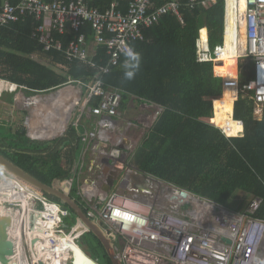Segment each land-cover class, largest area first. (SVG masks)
Segmentation results:
<instances>
[{
	"label": "built area",
	"instance_id": "obj_1",
	"mask_svg": "<svg viewBox=\"0 0 264 264\" xmlns=\"http://www.w3.org/2000/svg\"><path fill=\"white\" fill-rule=\"evenodd\" d=\"M217 1L129 0L125 11L121 0H110L105 6L92 5L90 0L0 1V26L33 17L39 21L33 37L44 50L62 51L67 61H79L95 69L88 83L78 81L84 91L81 103L76 104L74 124L87 112L95 116L93 129L81 136L84 144L102 153L94 160L91 172L95 176L100 172L106 156L113 158L110 171L120 168L122 172L109 192L103 189V182L94 184L93 188H86L89 180L84 185L82 182L81 204L86 214L103 226L114 245L119 242L115 249L121 264H264V219L255 215L263 199L253 197L245 213L234 212L200 196L195 200L184 197L182 203L170 200L169 196H179L182 188L134 165L132 158L139 142L119 131L120 125L115 119L120 115L123 90L106 86L103 80L104 75L120 65L123 57L129 59L126 56L129 50L136 53V43L148 41L146 30L165 16L175 14L183 21V5L194 9ZM245 3L242 10L241 0H225L222 43L212 48L205 27L197 40L198 61L212 62L214 74L220 79L222 91L216 97L233 98L231 117L240 126L235 136L213 122V100V116L205 119L228 138L245 133L244 120L235 117L241 97L248 96L253 101L257 118L261 119L264 111V0H245ZM87 25H91L94 33L96 49L93 50L84 31ZM62 36H66V43ZM100 46L108 55L103 63L95 60ZM232 56L237 58L235 75L218 69ZM60 66L67 69L65 65ZM243 76L247 78L245 82H242ZM11 84L25 90L16 83ZM68 85L74 86L71 82ZM94 98H99L96 105L91 104ZM152 108L153 121L163 107ZM114 140L118 141V147L112 145L107 149L106 144ZM91 179L94 183L96 177ZM65 183L72 187L73 180ZM0 214H10L14 219L10 237L16 243V259L21 264L28 263L24 256L26 242L33 264H69L74 261L69 241L74 240L80 246V238L89 230L78 219L69 228L65 217L70 212L62 203L38 192L1 166ZM35 253L41 254L37 258Z\"/></svg>",
	"mask_w": 264,
	"mask_h": 264
},
{
	"label": "trees",
	"instance_id": "obj_2",
	"mask_svg": "<svg viewBox=\"0 0 264 264\" xmlns=\"http://www.w3.org/2000/svg\"><path fill=\"white\" fill-rule=\"evenodd\" d=\"M109 1L90 0L96 6H105ZM121 3L123 10H127L129 0H121ZM182 15L183 21L175 14H168L146 30L148 41L135 45L136 53L140 55L138 69L130 67L134 61L123 57L119 66L103 76L106 86L123 90V103L136 96L163 107L151 130L135 149L132 162L145 173L224 206L239 190L261 197L263 202L255 215L264 219V111L261 119L257 118L253 101L248 96L241 97L236 104L235 117L244 120L245 133L238 137H226L219 128L205 120L213 116V100V122L225 128L231 136L240 130L231 117L233 98L216 97L222 89L220 79L214 74V64L199 62L197 57V40L202 28H207L212 48L224 40L225 0L194 9L183 5ZM38 24L39 21L31 17L0 26V87L6 85L14 89V85L6 82L11 81L34 94L21 89L9 92L3 99L7 100L9 107L17 108L18 97H34L70 82L88 83L95 75L94 68L79 61H67L62 51L44 50L39 40L33 37ZM84 31L89 42L93 41L91 25H87ZM203 36L206 38V30ZM62 38L66 43V36ZM34 55L54 65H65L67 69L60 73L35 59ZM107 59L106 49L98 47L96 62L103 63ZM222 70L235 75L237 60L229 62ZM125 71H134V78L126 79ZM246 80L243 76L242 82ZM98 102L99 98H94L91 104ZM8 112L13 115L10 108ZM14 122L0 119V127L7 131L17 130V133H7L0 129L1 153L49 185L69 172L62 164L64 148L71 151L67 155L65 153L67 162L71 164L73 153L80 147L81 136L85 132L84 127L80 130L82 121L71 123L64 135L50 141L28 137L25 119L19 124ZM71 195L82 203L75 190ZM76 222L77 219L73 225ZM67 225L69 228L73 226ZM91 237L94 258L100 264H112L102 243L93 234Z\"/></svg>",
	"mask_w": 264,
	"mask_h": 264
},
{
	"label": "water",
	"instance_id": "obj_3",
	"mask_svg": "<svg viewBox=\"0 0 264 264\" xmlns=\"http://www.w3.org/2000/svg\"><path fill=\"white\" fill-rule=\"evenodd\" d=\"M68 86L69 85H65L59 89L52 90L47 93H39L36 95L49 94L54 91L64 89ZM23 91L27 92L28 94L34 95L33 93L29 92L26 89ZM70 123L67 124V126L65 127V130L69 128ZM57 137L58 135L50 137L48 139H44L43 141H50V140L56 139ZM32 139H35V138H32ZM109 152L110 150L108 151V153ZM103 161L105 165L100 170V172L96 175V180L94 181V184L97 185L98 183L103 182V189L106 192H109L115 187L116 181L117 179H119L122 170L119 168L114 171H110V167H113V158L110 156H106ZM0 166L6 169L7 171L11 172L15 176L19 177L26 183H28L32 188L36 189L37 191H40L58 200L60 203L63 204L64 209L72 210L77 215V219L81 220L83 222V225L88 227L89 230L87 231L86 234H90V235L93 234L102 243L108 256L111 259L112 264H121L117 256L115 245L111 237L107 235L106 231L104 230V228L99 222L91 219L86 214L81 203H79L71 195V184H68V185L62 184V181H63L62 179L64 180L68 179L67 175L56 178L53 181V183L49 185L41 181L40 179H38L36 176L31 174L29 171L25 170L23 167L15 163L13 160L8 158L6 155H4L1 152H0ZM103 180H105V182ZM179 192H180L179 196L171 194L169 196L170 200L182 203V200L184 197L189 198L191 200H195L198 198L196 194L186 189H181L179 190ZM13 225H14V219L12 215L10 214L1 215L0 214V264H21L20 261L16 259V255H17L16 243L10 237V230L13 227ZM88 247H89L88 244H86L82 249L87 251ZM90 262H93V264H100L96 260L92 261V258L90 259ZM73 264H74V261H73Z\"/></svg>",
	"mask_w": 264,
	"mask_h": 264
},
{
	"label": "crops",
	"instance_id": "obj_4",
	"mask_svg": "<svg viewBox=\"0 0 264 264\" xmlns=\"http://www.w3.org/2000/svg\"><path fill=\"white\" fill-rule=\"evenodd\" d=\"M225 13H226V5H225ZM225 19H226V17H225ZM91 42H93V41H91ZM93 49H96V46H94ZM33 57L42 63L45 62V59L39 55H34ZM46 62H47V64L46 63L45 64L48 66L54 65V64H51L50 61H48V60ZM54 66H56V65H54ZM56 68L57 67H53V69L58 71L57 70L58 68L57 69ZM58 72H60V71H58ZM2 80H4V79H2ZM6 82H8L9 84L13 83L11 81H6ZM0 89L3 90V91H1L2 94L5 91V89L6 90H13V88H11L10 86H6V85H2L0 87ZM63 91H68V90H63ZM75 96L76 95H73L72 97L74 98ZM39 102H40V99L37 103H35V102H33V103L32 102L31 103L24 102V104H22V105L24 108H27V106L34 105V104L37 105ZM51 102H52V100H51ZM56 104L57 103L54 101L50 107L51 108L60 107V106H57ZM158 105L159 104H156V103H147L146 101H143L136 96H131L130 98H128L125 101V103L122 102L121 109H120V115L115 118L116 121L118 122V124L120 125L119 131L123 132L126 136H129L131 138H135L136 140H138L137 142H139L138 143V145H139L140 142L143 140V138L146 136V134L151 130L152 125L156 121V120L152 121L151 112L153 110L152 107H156ZM45 106L49 107L48 103H45ZM159 106H161V105H159ZM30 116H32V114L28 113L27 117H30ZM56 117L59 119L58 122H62L60 111L58 114L56 113ZM26 118H25V120H26ZM31 118L34 119L33 116ZM50 119H51V115L49 112L48 117H45L43 120L39 119L40 125H41V129L39 131L40 134L38 136H35V137H31V136H28V137L35 138V139H48L51 135H56V134L62 132L63 128L66 127V126L62 127V124L57 122L56 131H54L53 133H47L48 130L53 128V125L51 123H49ZM81 121L83 122V124H85V126H84L85 132L88 130H92L93 129V123L95 121V116H93L89 112H87V114L83 117V119ZM89 122L91 124L87 127L86 123H89ZM130 123H132V124H130ZM0 129L5 130L2 127H0ZM81 129H83V128H81ZM110 142L111 143L106 144V145H109L107 147V149L110 148L112 145L114 147H118L117 146L118 141L114 140V141H110ZM138 145H137V147H138ZM65 153H66V155H67V153L68 154L71 153V151H69L68 147L64 148V157H63L62 164H63V167L66 169V171L67 172L69 171L66 174L68 177L67 180H69V179L73 180L71 192H72V190L73 191L75 190V193L78 195V197L82 201L81 194H82L83 190L81 189V187L88 180L89 181H88L86 188L95 187L94 183L92 181H90V180H92L91 178L96 177L94 172H91V169L94 168V165H93L94 160L97 159V156L100 157V155L102 153H100V152L97 153L95 150H92L91 148H89V145H86L83 142L80 144V147L78 149H76L75 153H73V158H72L73 160H72L71 164H69V162H67V157H66ZM96 163H99V162L96 161ZM99 164L102 165L101 163H99ZM62 180H63L62 181L63 185H68L67 183H65L66 180H64V179H62ZM76 180L78 181V187L73 188V185H74ZM82 182H83V185L81 184ZM38 192H40V191H38ZM44 195H46V194H44ZM46 196L50 197L48 195H46ZM51 199H53V198L51 197ZM35 255H37L36 257L38 258V256H39L38 253H35Z\"/></svg>",
	"mask_w": 264,
	"mask_h": 264
},
{
	"label": "rangeland",
	"instance_id": "obj_5",
	"mask_svg": "<svg viewBox=\"0 0 264 264\" xmlns=\"http://www.w3.org/2000/svg\"><path fill=\"white\" fill-rule=\"evenodd\" d=\"M95 46L94 42H91L90 43V48L91 50H93V47ZM45 59V58H44ZM47 60L45 59V62ZM50 64V63H49ZM228 64V63H227ZM51 65V64H50ZM53 67H57L56 69L58 71H60L61 73H65L66 69L62 68L61 66L59 65H52ZM50 66V67H52ZM52 67V68H53ZM74 88H72L71 90H68V91H62L63 93H70L71 92H75V91H78V88L79 86H81V84L78 82L76 84H74ZM84 91V90H83ZM79 92V91H78ZM54 93H56V91H54ZM9 95V92L8 90L5 89V91L3 92V96L0 98V119L2 117V119H8V121H13L14 120L16 121L17 124L19 123H22V121L27 117V114L28 113H31L32 116L34 118H38L40 120H43L45 117H48L49 115V112H50V115H51V119L49 120V123H51L53 125V128L48 130L47 133H53L54 131H56V127H57V122H58V118L56 117V113L58 112V110H56L55 108H51V107H47L45 106V103L44 101H40L37 105L34 104V105H30V106H27V108H24L22 104H24V100H18L16 102V105H17V108H15V106H12L10 105L9 107V103H7V100H3L4 98L6 99V97H8ZM78 95V93H77ZM42 95H36L37 98L41 97ZM44 96V95H43ZM73 96V95H72ZM34 99V98H33ZM71 99H75V97L71 98ZM71 99L70 97H68L66 100H64V104H62L60 107H58V109H62V111L66 114H68L72 107H71ZM75 101V100H74ZM81 103V101H79ZM78 102V103H79ZM65 105V106H64ZM11 109V111L13 112V115L9 114L10 112H8V109ZM78 108V105L74 106V108L72 109V112H71V117L70 119L68 120L67 124H69L70 122H74L75 121V113H76V110ZM10 111V110H9ZM11 112V113H12ZM28 112V113H27ZM56 117V118H55ZM46 123V122H45ZM60 124H63L64 121L62 120V122H58ZM70 123V125H71ZM91 123H86V126L88 127ZM55 126V127H54ZM85 124L81 125L80 127V130L82 127H84ZM6 130V129H5ZM68 129H66L62 134H59L58 137H61L62 135H64L66 133ZM7 131V130H6ZM8 132H13V133H17V130H12V131H7ZM37 140H40V141H43L44 139H37ZM78 187V181L76 180L74 185H73V188H77ZM160 189V188H159ZM198 196V195H197ZM253 198L252 195L244 192V191H237L230 199L229 201L227 202V205L226 207L229 208L230 210L234 211V212H238V213H245L248 209V206H249V203L251 201V199ZM77 219V215L74 213V212H70L69 216L65 217V220L66 222L69 224V225H73L74 222L76 221ZM103 227V226H102ZM86 240H88L90 243H92V237L90 234H86V237H85ZM27 243V242H26ZM25 243V253H24V256L26 257L27 259V264H33L32 262V255H31V250L29 249V246H28V243L26 244ZM79 243H81V239L79 240ZM115 245H120L119 242H116ZM70 246V245H69ZM34 252H35V249H34ZM41 253H39L40 255ZM72 256H73V259H75L73 253H72ZM39 257V256H38ZM89 257V256H88ZM92 258V257H91ZM90 258V259H91ZM96 260L95 258H92V261ZM97 261V260H96ZM69 264H73L71 261L69 262ZM83 264V263H82Z\"/></svg>",
	"mask_w": 264,
	"mask_h": 264
},
{
	"label": "bare ground",
	"instance_id": "obj_6",
	"mask_svg": "<svg viewBox=\"0 0 264 264\" xmlns=\"http://www.w3.org/2000/svg\"><path fill=\"white\" fill-rule=\"evenodd\" d=\"M245 6H246L245 0H241V8H242V10L245 9ZM228 44H229V46H232L231 43H230V40H228ZM232 48H233V46H232ZM233 60H237V58L235 56H232L230 58H226V63L223 65V67L226 66L227 63H229V62H231ZM223 67L220 70H222ZM14 86H15V88L13 90H8V92H15V91H17L19 89L16 85H14ZM83 90H84L83 86H79V88H78L79 92L75 91L73 93L71 92V94H70V93H63L62 92L63 90L62 91L58 90V91H56V93L52 92V93H49V94H44V96L42 95L39 98H37L36 96H34V97L31 96V97H27V98L18 97V98H16V102L18 100H24V102H28V103H31V102L32 103L33 102L37 103L39 101V99H40V101L43 100L44 103H48L49 107L51 106V104L54 101L57 103L56 104L57 106H61L62 104H64V100H66L68 97H70V99H71L72 95H76L75 99H71V107L73 109L74 106H76V104L79 102ZM77 93H78V95H77ZM1 95H2V93L0 94V96ZM51 100H52V102H51ZM55 109L58 110L57 114L59 113V111L61 113V119L64 121V123L62 124V127L67 126V122H68V120L71 117L72 109H71V111L68 114H66V112L64 113L62 111V109H58V107H55ZM31 117L32 116L26 118L24 126H25V128L27 130L28 136L35 137V136H38L40 134L39 131L41 129V125H40V121H39L38 118L32 119ZM69 245L70 246H68V247H69L71 253H73V255L75 257V260L77 262L80 260V261L84 262V264H93V262H90V258L85 253H83V251L81 250L80 247L77 246V244H76V242L74 240H70L69 241ZM38 255H39V253H38ZM78 264H79V262H78Z\"/></svg>",
	"mask_w": 264,
	"mask_h": 264
},
{
	"label": "clouds",
	"instance_id": "obj_7",
	"mask_svg": "<svg viewBox=\"0 0 264 264\" xmlns=\"http://www.w3.org/2000/svg\"><path fill=\"white\" fill-rule=\"evenodd\" d=\"M126 56L131 60L134 61L135 63L130 65V67L138 69L139 68V62H140V55L139 53H134L132 50H129L126 53ZM126 68L129 67L128 64L125 65ZM135 76V72L134 71H125V78L126 79H133ZM54 199V198H53ZM82 249V248H81Z\"/></svg>",
	"mask_w": 264,
	"mask_h": 264
},
{
	"label": "flooded vegetation",
	"instance_id": "obj_8",
	"mask_svg": "<svg viewBox=\"0 0 264 264\" xmlns=\"http://www.w3.org/2000/svg\"><path fill=\"white\" fill-rule=\"evenodd\" d=\"M82 206H83V204H81ZM81 239V243H79L80 244V246L79 245H77L78 247H80V248H83L86 244H88V250L86 251V250H83L84 251V253L87 255V256H89V257H92V258H94L95 257V255H94V253H93V251H92V248H91V243L88 241V240H86L85 239V234H84V236L82 237V238H80ZM76 242V241H75ZM114 243V242H113ZM74 260V264H78V262H79V264L82 262V261H76L75 259H73ZM97 262H98V259H97ZM73 263V262H72ZM82 263H84V262H82ZM99 263V262H98Z\"/></svg>",
	"mask_w": 264,
	"mask_h": 264
}]
</instances>
